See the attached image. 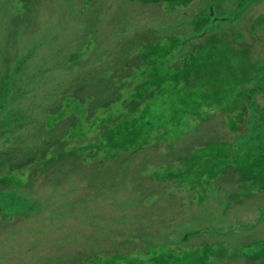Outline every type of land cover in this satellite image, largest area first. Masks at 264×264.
<instances>
[{"label": "rangeland", "instance_id": "obj_1", "mask_svg": "<svg viewBox=\"0 0 264 264\" xmlns=\"http://www.w3.org/2000/svg\"><path fill=\"white\" fill-rule=\"evenodd\" d=\"M0 264H264V0H0Z\"/></svg>", "mask_w": 264, "mask_h": 264}, {"label": "trees", "instance_id": "obj_2", "mask_svg": "<svg viewBox=\"0 0 264 264\" xmlns=\"http://www.w3.org/2000/svg\"><path fill=\"white\" fill-rule=\"evenodd\" d=\"M104 105H106V104H104ZM65 121H67V120L61 121L58 125L61 126V125L65 124ZM70 127H72V126H70ZM59 129H61V127H59ZM66 132H67V130L64 131V135L66 134ZM28 161L29 162H25L22 166H25V165H28V164H31L32 163L31 160H28Z\"/></svg>", "mask_w": 264, "mask_h": 264}, {"label": "bare ground", "instance_id": "obj_3", "mask_svg": "<svg viewBox=\"0 0 264 264\" xmlns=\"http://www.w3.org/2000/svg\"><path fill=\"white\" fill-rule=\"evenodd\" d=\"M162 109H166V105H162V107H161Z\"/></svg>", "mask_w": 264, "mask_h": 264}]
</instances>
